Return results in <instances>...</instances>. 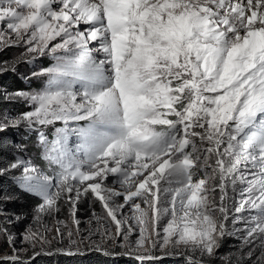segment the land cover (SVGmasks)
Instances as JSON below:
<instances>
[{
	"label": "snow or ice",
	"instance_id": "snow-or-ice-1",
	"mask_svg": "<svg viewBox=\"0 0 264 264\" xmlns=\"http://www.w3.org/2000/svg\"><path fill=\"white\" fill-rule=\"evenodd\" d=\"M10 49L0 76L31 83L0 85V264H264V0H0Z\"/></svg>",
	"mask_w": 264,
	"mask_h": 264
},
{
	"label": "trees",
	"instance_id": "trees-1",
	"mask_svg": "<svg viewBox=\"0 0 264 264\" xmlns=\"http://www.w3.org/2000/svg\"><path fill=\"white\" fill-rule=\"evenodd\" d=\"M9 53L10 52H7V54L0 53V59H9ZM0 85H7L10 90L24 88L22 79L11 73L0 76ZM11 107L18 109L20 106L13 105ZM16 138L20 139L21 137L17 136ZM33 151L35 152V150ZM28 203L30 202H25L24 205H9V208L21 210L27 207ZM220 251L221 253H228L230 251H235V249L232 248L228 240H226ZM35 264H137V262L125 256L109 258L94 252L84 256L42 255L35 259ZM163 264H182V262L178 258H166L163 260Z\"/></svg>",
	"mask_w": 264,
	"mask_h": 264
},
{
	"label": "rangeland",
	"instance_id": "rangeland-1",
	"mask_svg": "<svg viewBox=\"0 0 264 264\" xmlns=\"http://www.w3.org/2000/svg\"><path fill=\"white\" fill-rule=\"evenodd\" d=\"M8 52H10L9 53V59H10L17 52V50L16 49H10V50H8ZM19 71L22 74L23 73H27L29 71V66L20 65ZM18 77L21 78L20 76H18ZM22 81H23V84H24V88L29 87V84L31 82H26L23 79H22ZM32 86L35 87V84H32ZM29 155H35V152L32 151L31 153H29ZM93 211H96L97 213L100 212V205L98 203H93V204H91V206H89L88 202H83V203H81L79 205V211L77 212V218L81 221V229L84 232H87L90 227L95 225V221L92 218ZM67 219H68L67 206H64V208H62L61 212L58 213L55 216V218H49L46 221L49 225L52 226V230L47 233L48 239L51 241V244L46 246V248L50 247L51 249L54 250L57 247H63L65 244H67V237L66 236L64 237L63 241H60L58 239H54V237L56 236V231H55L56 220H67ZM90 221L92 222L91 224L89 223ZM21 231H23V226H21L20 229L17 230L15 247L16 248H28V245L26 243H24L22 241V239L20 238L19 233ZM61 231L62 232H66L67 229L62 228ZM94 238H96V237H94ZM133 238H135V237H133ZM227 240H228L229 245L232 248H234L233 246L236 243H238L234 239H227ZM115 251H121V250L119 248H116ZM11 252H12V247L11 246L3 245L2 247H0V257L10 255ZM31 252H32V249L28 248L27 253H24V255H30ZM91 253H94V252H91ZM45 255H47V254H45ZM53 255H56V254H53ZM170 258H174V257H170Z\"/></svg>",
	"mask_w": 264,
	"mask_h": 264
}]
</instances>
